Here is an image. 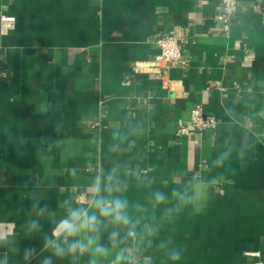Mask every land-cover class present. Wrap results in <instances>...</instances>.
<instances>
[{
	"label": "crops",
	"instance_id": "crops-1",
	"mask_svg": "<svg viewBox=\"0 0 264 264\" xmlns=\"http://www.w3.org/2000/svg\"><path fill=\"white\" fill-rule=\"evenodd\" d=\"M220 9L219 0H0V14L15 18L0 33V264H89L90 252L57 258L44 241L65 199L87 206L96 173L115 178L122 190L106 195L126 199L140 226L158 229L141 259L264 264V0H238L228 32ZM171 33L187 64L161 80L146 62ZM196 106L214 128L190 125ZM175 189L194 202L175 211ZM114 227L104 222L100 244L110 247Z\"/></svg>",
	"mask_w": 264,
	"mask_h": 264
},
{
	"label": "clouds",
	"instance_id": "clouds-1",
	"mask_svg": "<svg viewBox=\"0 0 264 264\" xmlns=\"http://www.w3.org/2000/svg\"><path fill=\"white\" fill-rule=\"evenodd\" d=\"M221 163L222 159H217L216 164ZM184 175L191 176L189 183L195 192L202 191L204 185L199 177L190 173H184ZM114 181L115 178L112 175L104 177L96 173L95 180L90 185L92 191L87 206L80 202L74 204L75 197L65 199L62 205L65 214L55 222L51 234L45 237L44 248L50 249L57 258L69 256L73 260L90 252L92 258L89 264H98L99 258L108 256L112 257L111 264H151L150 258L141 259V257L147 238L155 236L158 229L146 222L140 226V218L129 211V203L126 199L106 195V193L111 194L122 190ZM172 196L178 202L175 211H179L182 205L193 203L195 199L186 190L179 189L173 190ZM166 199L167 197L162 192L157 191L154 194L155 205L163 204ZM46 210L47 205L41 207L42 213ZM136 210L144 211L140 205L136 206ZM202 210V206L195 208L196 212ZM105 221L115 226L109 234L110 247L99 243V233ZM38 223V221L33 222L31 228L36 229ZM128 239L133 241L132 246L122 247ZM35 251L34 248H26L24 255L31 256ZM170 259L179 261L180 252L172 250ZM43 264H52V257H45Z\"/></svg>",
	"mask_w": 264,
	"mask_h": 264
},
{
	"label": "built area",
	"instance_id": "built-area-1",
	"mask_svg": "<svg viewBox=\"0 0 264 264\" xmlns=\"http://www.w3.org/2000/svg\"><path fill=\"white\" fill-rule=\"evenodd\" d=\"M237 1L238 0H219L221 9L217 15V20L221 23L225 32H228L230 28V22L237 9ZM14 27V16L1 13L0 33L3 35L8 34ZM155 43L158 48V54L152 60L146 62V68L149 72L153 73L161 80H164L170 69L178 66H186L187 60L183 56L180 38L176 33L158 36ZM189 123L198 130L214 128L216 126L215 118H204L198 106L192 108ZM185 132L186 127H181L180 133Z\"/></svg>",
	"mask_w": 264,
	"mask_h": 264
}]
</instances>
